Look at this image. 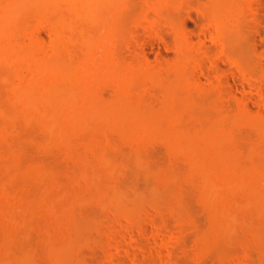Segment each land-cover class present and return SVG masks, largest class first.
Instances as JSON below:
<instances>
[{
	"label": "rangeland",
	"instance_id": "rangeland-1",
	"mask_svg": "<svg viewBox=\"0 0 264 264\" xmlns=\"http://www.w3.org/2000/svg\"><path fill=\"white\" fill-rule=\"evenodd\" d=\"M237 1L239 2L235 3L234 0L235 4H232L235 8L236 4L239 5V10L237 9L239 12L235 14L232 11L233 8H230L231 5L227 7L231 9V12L226 9L228 15L234 12V16L231 14L232 17H226L233 27L230 25L229 30L224 32L225 34L221 33L222 36L217 40L215 31L212 32L213 27H215L213 30L217 29V31L219 28L213 21L214 8L211 0H176L179 5L175 1L176 5L173 4L170 0L172 6L170 3L166 6L168 2H165V7L162 8H173L175 5V9H169L170 11L167 12L179 23H176L178 27L173 25L174 28L167 20L171 21L170 17L165 20L162 18L157 23L153 21L158 16L155 10L157 16L154 17L155 15L152 14L153 22H149L152 17L147 19L150 15L148 12L151 13L153 8H151L152 11L149 9L147 11L146 7L147 15L144 12L142 0H119L117 4L112 5L113 17L109 16L111 19L108 21L104 19L103 24L100 22L102 19H99L95 27L88 26L87 28L90 29H85L86 32L91 31L93 41L96 38L98 40L94 47L91 46L99 52L97 48L100 47L97 45H100L103 47L100 51L104 52L92 55L93 63L88 62V65L91 63L90 66L93 64L91 68L89 67L91 72L89 75L99 79L105 72L104 67V71L98 68L103 66L101 61L100 65L98 62L102 56L107 58L105 61L102 60L103 64L106 63V67L109 69L111 67L112 70L117 65L123 71H126L129 66L130 71H133L131 69L134 67V70L139 67L136 72L128 73L129 78L133 73L132 83H129L131 79L127 76L129 82L124 83L126 88L123 84L124 87L121 86L120 90L123 89L125 92L126 89L123 96L126 95L131 100L129 95L133 94V90L130 89L134 87L135 92L139 93L138 95L141 94L140 96L136 94L139 99L144 96L143 102L151 103V105L147 107L149 105L145 103L146 107H144L140 105V100L138 104V100L134 99L136 96L134 92L135 96L132 95L134 97L132 98L136 103L133 108L130 107L131 110L122 114L114 113L112 114L114 117L112 115L102 117L103 120L99 116L92 118L94 114L92 116L89 114L90 117L87 113L88 117L76 119L78 127L76 126L77 129L73 130L68 129V125L66 127L65 124L68 122L59 124V120L62 119L60 118L57 124L61 125L63 131L61 128L56 130V127L54 131L53 125L48 123V120L44 121V116H38V111L42 108L40 100L35 101L33 106L30 105L28 108L23 103L22 109L19 107L22 103H14L16 106L20 104L18 108L10 103L11 97L9 98L11 100L8 99V93H10L8 80L12 81L13 73L16 74L13 79L15 82L11 83L13 87H16V82L20 83L19 75L24 76L21 77L23 82H25L24 78L25 80L31 78L29 79L31 82L34 78L30 76V71L25 64L30 59L23 60L25 53L23 51L22 54H18V50L31 47L34 51L36 48L35 51H38H34L33 54L31 48L29 49L31 51L29 57H34V53H42L40 57L43 62H40L41 60L37 62L45 63L44 59L52 55L50 52L54 51L52 45L56 33L63 29L56 21L55 15L51 16L50 12L56 13L60 5L61 12L63 13V10L67 12L64 11L66 14L63 16H70L67 7H63L64 4L62 6V2L58 1V6L52 3L48 4L50 8L47 7L48 5L45 6V13L48 9V14L57 22L52 25L50 23L54 20L51 18V21L50 16L48 20L45 19L46 17H43L45 13L41 17H36V20H34L35 14H33L34 18L31 15L32 19L29 16L30 23L25 22L21 16L26 26L20 24L23 29L20 26L19 31L14 32L15 28L12 27H15V24L14 26L6 25L12 26L8 29L13 30V33L11 32V36L6 32L7 30L2 31L3 34L9 35L4 40L8 42L7 46L10 44L8 48L16 45L14 47L17 49L14 50L16 55L22 56L25 62H22L20 57L16 63L21 62L20 64L25 65L22 64L24 66L20 67L18 63L16 64L21 73L16 72L18 71L16 67L13 68L15 64L9 65L13 68L9 67L12 71L8 69L12 77L7 80L5 76L3 77L4 73L8 75V72H4L7 65L4 66L5 68L0 66L4 72L2 76L0 75L3 77V81L0 78V177L2 178L0 183V264H264V0ZM161 4L163 2L159 3V10L162 9ZM1 5H3L2 2L0 7ZM167 9H163L164 12L159 15L164 13V17H167L165 13ZM102 11L97 17H102ZM61 12L58 15L62 14ZM22 20H17V24ZM70 21L73 23L72 20ZM27 23L32 30L35 28L34 33L39 29L37 37L42 34L43 44L45 41L47 46L38 45V40L34 37L36 33L32 34V40L34 38L33 41L36 42V45L34 44L30 37L31 27L27 28ZM180 23H183L182 27ZM79 24L77 28L81 26ZM100 25L105 27L100 28ZM81 27L85 28V25ZM66 33L64 32L63 35ZM68 33L66 37H72L74 34L72 29L71 33ZM181 33L185 34L181 36L183 38L186 36L190 51L185 52L187 55L192 52L193 58L191 55L188 56L190 60L191 58L194 60L192 63L195 64L192 65L191 61L190 65L186 64L190 67V74L184 71L186 65H183L185 67L182 68L185 69L181 72L187 73L189 77L182 78L187 82L183 80L185 83L182 85L181 81L179 88L174 83V76L177 73L174 66L180 62L176 36ZM93 35L97 37L93 39ZM88 37V42L91 43L92 40L90 36ZM72 38L71 48L66 45L67 38L62 37L61 40L65 44H62L64 48L66 46L70 48L69 51L74 53L77 59L83 57L76 59L77 65L79 62L87 61L94 49L89 43L85 44L87 42ZM182 41L180 39L179 44ZM18 44L21 45L19 49L16 48ZM88 46L93 50H86ZM181 47L178 48L181 49L180 51L186 48V46ZM68 48L65 49L66 54L62 50V57L66 55L73 59L74 55L71 52H68L71 53L70 56L67 55ZM45 51H49L46 57ZM88 52L92 53L88 54ZM85 53L89 56L84 57ZM37 54L31 58L32 61L39 57ZM69 59L66 61L71 60ZM107 62L110 63L107 64ZM113 63L118 64L115 66ZM27 65L30 67V63ZM47 67L45 71H51V66ZM44 68L46 66L42 67ZM100 68L103 70L102 67ZM45 71L44 73L47 74L48 71ZM50 71L48 76L53 72ZM126 72L123 73L124 76ZM104 76L106 77L105 74ZM108 76L101 78L104 79V83L94 80L97 84L100 83V85L95 84L94 88L99 86L97 89H100L98 91L101 92L99 93L101 98L111 102L115 97L117 99L115 95L120 93L116 94L118 87L115 84L113 86L107 83ZM180 76H176L179 81ZM125 78L124 81H127ZM111 82L113 83L112 78ZM18 83L16 85H21ZM81 87L79 85L77 89ZM77 89L75 88L76 99L86 97L83 96L84 90ZM92 90L96 93V90ZM122 94L119 98L123 97ZM110 95L115 96L111 101ZM163 97L172 98L170 99L172 102L168 100L167 104L161 103L159 98ZM133 100H131L132 103H134ZM76 103L81 104L80 107L83 104L81 101ZM94 103L93 105L97 104ZM31 108L34 110L38 108V111L31 112ZM24 109H26L25 112ZM26 111L34 114L31 115ZM129 118L130 122L126 121ZM124 122H127V125ZM54 125L56 126V123ZM71 127L70 124L69 128ZM123 129L127 132L131 130L124 134L120 132ZM204 132L209 133L205 135ZM175 133L178 134L177 138L175 137L177 140L169 139L170 135L173 136ZM132 137H134L133 140ZM210 138L213 139L210 140ZM196 139L199 141L197 142ZM92 141L97 142L93 144ZM189 144L192 146L189 147ZM90 147L92 153L89 152ZM93 150L97 153L99 150L104 152L105 158L103 159L101 155L99 159L96 153L93 154ZM254 169L256 171H253ZM82 172L89 174L90 178L94 177L95 180H91L94 183L90 185L89 181L88 185V177L86 179L87 175H83ZM209 178L213 183L209 181ZM216 178L220 180V184L218 181L215 183ZM202 179L204 181H201ZM206 180L210 185L213 184L214 187L210 186L211 189L215 188V184H219L216 185L218 187L215 188L216 190L213 189L216 191L213 194H216L219 202L216 201L215 196L212 202L210 199L208 201L209 197H204L207 194H205ZM252 193L257 194L253 196ZM252 196L256 197L254 201L251 199L254 203L249 201ZM261 199L262 206L256 207L255 200L260 201L259 204H261ZM215 219H217L216 222ZM228 219L232 221L229 222Z\"/></svg>",
	"mask_w": 264,
	"mask_h": 264
},
{
	"label": "bare ground",
	"instance_id": "bare-ground-1",
	"mask_svg": "<svg viewBox=\"0 0 264 264\" xmlns=\"http://www.w3.org/2000/svg\"><path fill=\"white\" fill-rule=\"evenodd\" d=\"M4 1V2H3ZM57 1L59 2V0H2L1 2H2V4L3 5H1V14H0V23H1V25H0V27L2 28H0V32H1V34H0V66H2L3 68H5L4 66L5 65H7L6 66V68L4 69V72H8V69L9 70H11V69H13V68H15L16 67V69L18 68V66L16 65L17 63H16V61L18 60V59H20V57H21V61L22 62H24L23 60H26V59H30V61L29 62H27V63H25L26 64V67L28 68V70L30 71V76L33 78V81L31 82L30 80H31V78H29L28 80H29V82H31V83H29L28 82V80H25V78H24V81L25 82H23L22 80L23 79H21V77L23 78L24 76H20L19 74V78L21 79V81H20V79H19V82L21 83V85H16L18 82H16L15 83V86L16 87H13L12 85L13 84H11V83H14L15 81L13 80L14 79V76L16 75L15 73H13V72H11V73H13L14 74V76L12 77V76H10V74H9V72H8V75L7 74H5L2 70H3V68L2 67H0V75L2 76V74H3V77L5 76V78H6V80L7 79H9V77H10V79H11V77L13 78L12 79V81H14V82H10V80H8V86H9V90H11V91H9L8 89V92H10V93H8V99L11 97V99H9V100H11V104L12 105H15L14 103H22L20 106L19 105H15L16 107H21L22 109L24 108V105H23V103L26 105V107L28 108V107H30V105L31 106H33V104H34V102L35 101H37V100H40L41 102H42V106L40 105V107H42V108H40L39 109V111L37 110L38 108H35V110L36 111H38V113H39V115L38 116H40V117H42V116H44L45 117V119H44V121H47L48 120V123L50 122V124L51 125H53V127H54V131H55V129L56 130H60V128L62 129V127H61V125L60 126H58L59 124H61V123H67L68 122V124H65L66 125V127H67V125H68V129H71V130H73L74 128H76L77 129V121H76V119H82V118H86V117H88L87 115H91L92 116V114H94L93 116H92V118H96V117H104L105 118V116H108V115H112V114H114V113H118V112H120V114H122V112H125V111H127V110H131L130 109V107H132L133 108V105L136 103V102H134L135 100H133V96H135L136 94H137V92H135V90L133 89V88H131L130 90L132 91L133 90V94L132 93H130L131 91H129V93H130V97H131V100H133V102L134 103H132L131 102V100L129 99V97H127L126 95H125V97L123 96L124 95V93L126 92V86H125V84L124 83H128L129 81V79H131V82H129V83H132V78H133V73H134V71L136 72L137 71V68H138V70H139V67H137L135 70H134V68H132V66H131V70H133V71H130V70H128L129 69V67L127 68V72L126 71H123V70H121V69H119V65H117V64H114L115 66L117 65V67H115L113 64H112V66L113 67H115L114 68V70H112L111 69V67H110V69H109V67L107 68L106 66V63L105 64H103V62L105 61V59H107L106 57H103L102 56V58L101 59H99V65H100V61H101V63H102V65L103 66H100V67H104L105 68V72L103 73V74H101L102 76L98 79L97 77V79L94 77V76H92V75H89V72H90V68L93 66V64H92V66H90V64L91 63H93V57H92V55H95V53H99V54H101V53H104V52H101L100 51V48H103V47H101L100 45H97L98 47H100V48H97L98 49V51L99 52H97V50H95V48H93L94 47V44H95V42L96 41H98L97 40V36H94V35H96L95 33H94V37H93V39H95L96 38V40H92V37H91V35H92V33H91V31L90 30H88L87 32H86V30L87 29H90V28H87L88 26H96V22L97 21H100L99 19H102L100 22H101V24H103V21H105V20H109V19H111L112 17H113V13L111 12L112 11V5H115V4H117L118 3V1L119 0H117V1H115V0H62V1H60L59 3H61V5L62 4H64V6L63 7H67V9H68V11H69V14H70V16H71V18H73V19H71L70 18V16H67L66 15V17H64L63 16V14H64V11L65 10H63V13L61 12V8H60V5L58 6L57 5ZM63 1L65 2V3H63ZM143 2V4H144V6L143 7H145V13H147L146 12V7H147V11H148V9L149 10H151L152 11V9L151 8H153V11L150 13V12H148L150 15H148V13H147V15H148V18L147 19H149L150 17H152V18H150L149 19V22L151 21V22H153V21H155L156 23H157V21L159 22V21H161L162 20V18H163V20H165V18H168V17H170L168 14L169 13H167L168 11H170L169 9H175V5H176V0H171V2L173 1V4H175L174 5V7L173 8H171V7H169L168 9H167V7L166 8H162V7H165V5H164V3L165 2H168V5H166V6H169L171 3H170V0H158L157 2H155L156 0H142ZM176 3H175V2ZM0 2V3H1ZM146 3V5H145V3ZM161 2H163V4H161V5H163V6H161V8L162 9H160L159 10V8H158V5H159V3H161ZM188 2V1H187ZM237 2H239V1H237V0H235V3H237ZM54 4V6H58L59 8L58 9H56V13H52V12H50V14H52L51 16H53V15H55V18L57 19L56 21H58V23L60 24V27L61 28H63L64 30H66L65 28H69L70 26H72L73 28H71L72 29V31H73V36L72 37H74L75 39H78V40H80V42H83L84 41V43L85 42H87V43H85V44H88L89 42H88V36H90V39L94 42L93 44H92V41H90L91 43H89L90 44V47L91 48H93L94 49V51H92L93 49H91V48H89V46H88V48L86 49V48H84V49H86V50H88V51H92L91 53L90 52H88V54L90 53L91 55H90V60L88 59L87 61H84L83 63H80V65H79V63H77V65H76V61L77 60H79V59H81V58H83V57H81V58H79V59H77L76 57H75V54L74 53H72L71 51H69V50H71L70 48V46L72 45L71 44V42H73L72 40H71V38L72 37H66V35H67V31H69V33H71V29L69 28L68 30H66V31H64L63 29H58L59 28V24H57V29L59 30L57 33H56V38H55V41H53L54 43H53V52H50L52 55H50V56H48L46 59H44V62L45 63H41V64H43V66H46V68H44V69H42V65L40 64V63H38L37 61H40L41 60V55H42V53L41 54H39V52H38V54L37 53H34V57H35V54H37L39 57H40V59H37V58H39V57H37L36 58V60L35 59H33V61H32V59L31 58H34V57H29V56H31L30 55V52L32 51V48L30 49V48H28V47H26V48H24V49H21L20 48V46L21 45H19L18 44V46L16 47V48H20L19 50H18V54L20 53V54H22L23 53V51H24V53L25 54H23L24 55V59L22 60V56H19V55H16L17 53L15 52L17 49H15L14 47L16 46H14L13 44H12V46H14L13 48H8L9 47V45L7 46V44H8V42H6V40H4V39H6L7 37L6 36H9V35H11L12 36V33H13V30H14V32H15V30L17 31H19V27L22 25V26H26V24H25V22H29V20L31 21V19H32V17H31V15L33 16V18H34V15L33 14H35L36 16H35V18H34V20H36V17L38 18V16L39 17H41L44 13H45V10H44V8H45V6H47L48 4ZM170 3V4H169ZM211 3H212V7L214 8V10H213V14H214V22H216V24L218 25V31H217V29H215V30H213V28H215V27H213L212 28V32L213 31H215V36H217L218 38H216V40L217 39H219V37H221L222 36V34L224 33V32H226V31H228L229 30V27H230V25H231V27H233V24H231V22H228L229 20H227V18L226 17H228V16H230V17H232V16H234V12H235V14L237 13V12H239L238 10V6L239 5H237L236 4V8H235V5H233L232 3H234V0H211ZM231 3V4H230ZM234 3V4H235ZM142 4V5H143ZM173 4H171L170 6H172ZM239 4V3H238ZM66 5V6H65ZM177 5H179L178 3H177ZM229 5H231L230 6V8L232 9L233 8V10L232 11H234V12H232V13H230V15H228L229 13H227V11H226V9H227V7L229 6ZM232 5H233V7H232ZM242 5V4H241ZM240 5V6H241ZM53 6V7H54ZM47 7H51V6H47ZM52 7V8H53ZM242 7V6H241ZM212 8V9H213ZM235 8V9H234ZM240 8V7H239ZM102 9H104V11L106 12H104V11H102ZM106 9H109V10H106ZM111 9V10H110ZM165 9H167L166 10V16L167 17H164L165 15H159L160 13H162V12H164V10ZM231 9L229 10V8L227 9L228 10V12L230 11L231 12ZM238 9V10H237ZM241 9V8H240ZM60 10V11H59ZM102 11V17L101 18H99V17H97L98 15H99V13ZM143 10H144V8H143ZM154 10L155 11H157V15L158 16H160V17H158L157 15H155V12H154ZM235 10H237V11H235ZM59 11V12H58ZM100 11V12H99ZM158 11H160V12H158ZM62 13V14H59L58 15V13ZM66 12V11H65ZM110 12V13H109ZM27 13V14H26ZM29 13V14H28ZM67 13V12H66ZM65 13V14H66ZM50 14H48V9H47V13H45L44 15L45 16H43V17H46L45 19H47L49 16H50ZM64 14V15H65ZM105 14V15H104ZM108 14V15H107ZM110 14V15H109ZM152 14H154L153 16L154 17H156V19L155 20H151V19H153L154 17L153 16H151ZM231 14H232V16H231ZM243 14V13H242ZM26 15V16H25ZM106 15H107V17H106ZM112 15V16H111ZM22 16V19L25 21V22H23V20L20 18ZM24 16L27 18L28 17V19L26 20V18H24ZM29 16H30V18L31 19H29ZM50 16V20H51V18L53 19V17H51ZM103 16H105V17H103ZM109 16L111 17V18H109ZM241 16V15H240ZM96 17V19H94ZM230 17H228V18H230ZM20 18V19H19ZM68 18V19H67ZM107 18V19H106ZM216 18V19H215ZM49 19V18H48ZM47 19V20H48ZM105 19V20H104ZM159 19V20H158ZM170 19H172L171 21L169 20V19H167L169 22H171V24H172V27H173V25H174V27H178V25L177 24H179V23H177L176 21H177V19L175 18L174 19V17L172 18V17H170ZM239 19V18H238ZM20 21V20H22V22L20 23H18L17 24V22L16 21ZM54 20V19H53ZM70 20H72L73 21V23H77V24H73ZM74 20H76V22L74 21ZM80 20H81V22H80ZM85 20H87V21H85ZM92 20H94V21H92ZM240 20V19H239ZM37 21H39L38 19H37ZM43 22H44V19L42 20ZM52 21V20H51ZM92 21V22H91ZM15 22V23H14ZM84 22L86 23V24H84ZM91 23V25H89V23ZM100 22H99V24H100ZM175 22V23H174ZM182 22V21H181ZM30 23V22H29ZM40 23V22H39ZM54 23H57V22H55V20L53 21V23L51 22L50 24L52 25V24H54ZM71 23V24H70ZM78 23H80L81 24V26H84L85 25V28L84 27H81V26H79V28H77V26H78ZM95 23V24H94ZM107 23V22H106ZM165 23V22H164ZM177 23V24H176ZM11 24H13L12 26H14V24H15V27H12V26H8L10 29H11V27L12 28H15V29H13L12 31H9L10 29H8V27L6 26V25H11ZM21 24V25H20ZM48 24V23H47ZM73 24V25H72ZM79 24V25H80ZM88 24V25H87ZM176 24V25H175ZM181 24V23H180ZM183 24V23H182ZM181 24V27L183 26ZM6 26L5 28H4V26ZM17 25V26H16ZM27 28H30L31 26L27 23ZM32 25V24H31ZM76 27H75V26ZM158 25V24H157ZM206 25V24H205ZM214 25V24H213ZM22 26L20 27L21 29H23L22 28ZM24 26V27H25ZM101 27L100 28H102L103 26L102 25H100ZM211 26V25H210ZM215 26V25H214ZM17 27V28H16ZM97 27H98V25H97ZM96 27V28H97ZM105 27V26H104ZM173 27V28H174ZM180 27V26H179ZM77 28V29H76ZM87 28V29H86ZM203 28H204V26H203ZM209 28V26H207V29ZM35 29V28H34ZM33 29V30H34ZM76 29V30H75ZM83 29V30H82ZM86 29V30H85ZM5 30H7L6 32L7 33H10L9 35H5V34H3V32H5ZM25 30H27V29H25ZM30 30V29H29ZM32 30V27H31V40H32V34H35L36 33V36H34V37H36V39L38 40V45L40 46V45H42L43 44V41H42V39H41V36H42V34H40L41 36H38L37 37V33L38 32H40L39 31V29H37V30H35V33H34V31ZM63 30V31H62ZM80 30V31H79ZM100 30V29H99ZM102 30V29H101ZM209 30V29H208ZM3 31V32H2ZM61 31H62V34H61ZM75 31V32H74ZM76 31H77V33H76ZM79 31V32H78ZM85 31V32H84ZM98 31V30H97ZM216 31L218 32L217 33V35H216ZM12 32V33H11ZM66 33V35L64 36L63 35V33ZM95 32V31H94ZM102 32V31H101ZM210 32H211V29H210ZM211 32V33H212ZM28 33V32H27ZM26 33V34H27ZM68 33V34H69ZM75 33L77 34V35H75ZM80 33H82V34H80ZM89 33V34H88ZM221 35H220V34ZM29 34V33H28ZM38 34V35H39ZM78 34H79V36H78ZM91 34V35H90ZM183 33H181V34H179V35H177L176 37H177V39L176 40H178L179 42H180V39H181V41L183 42V44H182V42H181V44H179V42L177 43L176 42V47H177V52L179 51V56H180V58H179V60L178 61H180V62H178V63H176L177 65H175L174 66V68H175V70L177 71V73L175 74V78H176V80H175V78H174V83L176 84V85H178V87H179V84H180V82L182 81V85H183V83H185V82H187V81H185L184 79H185V76H187V77H189V75L188 74H190V72H191V70H190V67H189V65L192 63V62H194V60H192V52L190 53V54H188V55H191V60H190V57L187 55V53L185 52V51H188V52H190L189 51V47H188V43H187V39H185L186 38V36H185V38H183L182 36H184L185 34H183ZM214 34V33H213ZM225 34V33H224ZM228 34V33H227ZM231 34V33H230ZM233 34V33H232ZM235 34H236V32H235ZM63 35V36H62ZM71 35V34H70ZM83 35V36H82ZM182 35V36H181ZM5 36V37H4ZM14 36V35H13ZM81 36V37H80ZM228 36V35H227ZM226 36V37H227ZM43 37V36H42ZM62 37H64V39L65 38H67L68 39V43H66V45H69L68 47H70V48H68L67 46H66V48H68V50H66V52L68 53V52H71L72 53V55H74V57H73V59L71 58V53L69 54H67V55H69L70 57V59L72 60H70L69 58H68V56H63L62 57V52L64 51V53H65V49L66 48H64L65 46H63L62 44H64V42L62 43ZM78 37V38H77ZM178 37L180 38V37H182V38H180V39H178ZM213 37H214V35H213ZM224 37H225V35H224ZM74 38H72V39H74ZM9 39V38H8ZM35 39V40H36ZM82 39H86V40H82ZM89 39V40H90ZM11 40V39H10ZM33 40H34V38H33ZM32 40V41H33ZM186 40V41H185ZM222 40V39H221ZM64 41V40H63ZM71 41V42H70ZM34 42V44L36 43L35 41H33ZM185 43H186V45H185ZM99 44V43H98ZM36 45V44H35ZM34 45V46H35ZM45 41H44V44L42 45L43 47H45V46H47V45H45ZM65 45V44H64ZM81 45V44H80ZM93 47H92V46ZM96 45V44H95ZM178 45H180V46H178ZM62 46H63V48H64V50L62 49ZM181 46H186V48L185 49H187V50H185L184 49V51H183V49H182V51H180L181 49H178V48H180ZM11 47V46H10ZM75 47V46H74ZM77 47V46H76ZM81 47H82V45H81ZM108 47V46H107ZM188 47V48H187ZM28 48V49H27ZM49 48V47H48ZM182 48V47H181ZM11 49H13V50H11ZM25 49L27 50L26 52H25ZM31 51H30V50ZM36 49V48H35ZM35 49H34V51H35ZM37 49H38V47H37ZM44 50H46V48H43ZM15 50V51H14ZM29 50V51H28ZM63 50V51H62ZM79 50H80V48H79ZM102 50V49H101ZM104 50H105V48H104ZM22 51V52H21ZM34 51H32V54H33V52ZM38 51V50H37ZM37 51H35V52H37ZM51 51H52V49H51ZM78 51V50H77ZM84 51V50H83ZM15 52V53H14ZM49 52V51H48ZM47 51H45V57H46V55H47V53H48ZM85 52H87V51H85ZM108 53V52H107ZM66 54V53H65ZM86 55L84 56V57H88L89 55L87 54V53H85ZM98 54V55H99ZM64 55V54H63ZM80 56V55H79ZM106 56V55H105ZM69 59L70 61H66L67 59ZM92 57V58H91ZM26 58V59H25ZM178 58V57H177ZM77 59V60H76ZM92 60V61H91ZM102 60H104V61H102ZM19 61V60H18ZM27 61V60H26ZM32 61V62H31ZM190 61H191V63H190ZM40 62H43V60H41ZM88 62H91L89 65H88ZM97 62V63H98ZM199 62V61H198ZM21 63V62H20ZM20 63H18L19 65H20V67H22V66H24L25 64L24 63H22V64H24V65H22V64H20ZM30 63V67H28V65L27 64H29ZM73 63L75 64V65H73ZM110 63V62H109ZM108 62H107V64H109ZM187 63H189V65H186ZM4 64V65H3ZM12 64H15V66L13 65V68L12 67H10V66H12ZM95 64V63H94ZM195 64V63H194ZM193 63H192V65H194ZM10 65V66H9ZM22 65V66H21ZM105 65V66H104ZM183 65H186V67L185 66H183ZM42 66V67H41ZM47 66H51V68L53 69H51V71H53L52 73H51V75H47L48 73H49V71L47 72V71H45V69H48V67ZM77 66V67H76ZM96 66V65H95ZM111 66V65H110ZM189 68H188V67ZM11 69H10V68ZM90 67V68H89ZM100 67H98L101 71H104V68H103V70L100 68ZM182 67H185V68H182ZM192 67V66H191ZM30 68H31V70H30ZM88 68H89V70H88ZM187 68H188V70H187ZM7 69V71H5ZM106 69H107V71H106ZM109 69V70H108ZM119 69V70H118ZM141 69V68H140ZM147 69V68H146ZM150 69V68H149ZM185 69V70H184ZM18 70V69H17ZM43 70V71H42ZM92 70V69H91ZM181 70H184V71H188L189 73L186 75V74H184L183 72H181ZM12 71V70H11ZM31 71H32V73H31ZM44 71L45 72H47V74L46 73H44ZM50 71V72H51ZM118 71L120 72V73H118ZM193 71V70H192ZM17 73H21V71H20V69L18 70V71H16ZM122 72V73H121ZM125 72H126V76H124V74H125ZM131 72H133L132 73V77L131 78H129V76L128 75H130L131 74ZM174 72V71H173ZM94 73V72H93ZM107 73V74H106ZM124 73V74H123ZM128 73H130V74H128ZM45 74L47 75V76H45ZM50 74V73H49ZM90 74H91V72H90ZM104 74L106 75V77H107V75H109L108 77H109V81L111 82V78H112V81H113V83L111 82H107V83H109V84H112L113 86H114V84L118 87H115V88H117V90H116V94H119L120 93V95L122 94V96L123 97H121V98H119V96L120 95H115V96H117L118 98L116 99V97L114 98V97H112L111 95V99H110V101L113 99V101H111V102H106V100L104 101L103 100V98H101V96L99 95V93L101 94V92L100 91H98V90H100V89H97V88H99V86H97V88H94L96 85L95 84H97V82H99V81H103V83H104V79L102 80L101 78H106L105 76H104ZM122 74H123V76H122ZM146 74V73H145ZM149 74V73H148ZM151 74V73H150ZM149 74V75H150ZM183 76V77H181V76ZM39 76H44L42 79H37L36 77H39ZM104 76V77H103ZM127 76H128V78H127ZM176 76H180V81H179V78L178 77H176ZM3 77H0V78H2L1 80L3 81ZM8 77V78H7ZM17 77V76H16ZM15 77V78H16ZM84 77H85V79H84ZM111 77V78H110ZM125 79H127V81L125 80L124 81V78ZM140 78V77H139ZM178 78V79H177ZM182 78H184V79H182ZM17 79V80H18ZM37 79V80H36ZM190 79V78H189ZM94 80H96V81H94ZM146 80V79H145ZM145 80H144V82H145ZM147 80H148V78H147ZM154 80V79H153ZM183 80L185 81V82H183ZM5 81V80H4ZM95 82V83H94ZM164 82V81H163ZM7 83V82H6ZM20 83H18V84H20ZM23 83V84H22ZM27 83H29V84H27ZM93 83V84H92ZM147 83H148V81H147ZM178 83V84H177ZM27 84V85H26ZM92 84V85H91ZM123 84H124V86H125V92H123V89L122 90H120V87L122 86V87H124L123 86ZM135 84H137V83H135ZM166 84V83H165ZM169 84V83H168ZM187 84V83H186ZM185 84V85H186ZM79 85H80V87H81V89H80V91L82 90H84V95L83 96H86V97H83V99H84V101H83V99L82 98H79L78 97V99H80V100H78V99H76L77 98V96H75V94L77 95V93H76V90H75V88L77 89V87H79ZM94 85V86H93ZM97 85H100V83H98ZM133 84H131V86H132ZM181 85V84H180ZM189 85V84H188ZM7 86V87H8ZM10 86H12V88H14V90L10 87ZM91 86L93 87V88H91ZM135 86V85H134ZM137 86V85H136ZM149 86V85H148ZM128 87V86H127ZM143 87V86H142ZM150 87V86H149ZM154 87H155V85H154ZM175 87H177V86H175ZM174 87V88H175ZM11 88V89H10ZM16 88V89H15ZM84 88V89H83ZM106 88H108V87H106ZM153 88V87H152ZM180 88V87H179ZM184 88V87H183ZM79 89H77V90H79ZM92 89H94V90H96V93L98 94H96V93H94V91L92 90ZM147 89V88H146ZM165 89V88H164ZM120 90V91H119ZM98 91V92H97ZM117 91H119L118 93H117ZM138 91V90H137ZM156 91V90H155ZM190 91V90H189ZM122 92V93H121ZM134 92H135V95H134ZM158 92V91H157ZM156 92V93H157ZM171 92V91H170ZM176 92V91H175ZM186 92V91H185ZM128 93V94H129ZM159 93V92H158ZM79 94V93H78ZM82 93H80V95H81ZM96 94V95H95ZM139 94V93H138ZM137 94V95H138ZM146 94V93H145ZM174 94V93H173ZM108 95V94H107ZM133 95V96H132ZM135 96V98L134 99H136V101H137V103L139 102V100H140V105H146L145 103H148V102H143V101H145V99H144V96H142L141 97V99H139V97L138 96H140V95H138V96ZM158 95V94H157ZM82 96V95H81ZM80 96V97H81ZM93 96H95V98L93 97ZM100 96V97H99ZM159 96V95H158ZM175 96V95H174ZM92 97H93V99H92ZM97 97V98H96ZM133 97V98H132ZM137 97V98H136ZM179 97V96H178ZM99 98H101L100 100H99ZM152 98V97H151ZM105 99V98H104ZM143 99V100H142ZM153 99V98H152ZM162 99H164L163 101H162ZM170 99H172V98H166L165 99V97H163V98H159V101H161V103H163V104H167V102H169L168 100H170ZM191 99V98H190ZM81 101V103L83 102V104H82V106L80 107V105L81 104H77L76 102L77 101ZM88 100V102H86ZM141 100H142V102H141ZM92 101V102H91ZM97 101V102H96ZM101 101V102H100ZM149 101V100H148ZM38 102V101H37ZM94 102H96V103H94ZM105 102V103H104ZM151 102V101H150ZM152 102H154V101H152ZM158 102V101H157ZM172 101L170 100V103H171ZM79 103V102H78ZM93 103L94 104H96V105H93ZM102 103V104H101ZM132 103V104H131ZM169 103V104H170ZM10 104V105H11ZM28 104V105H27ZM103 104H105V105H103ZM139 104V103H138ZM151 105V103H148L147 105ZM178 104V103H177ZM187 104V103H186ZM23 105V106H22ZM35 105H37V104H35ZM101 105V106H100ZM150 105L149 106H147V107H150ZM160 105V104H159ZM172 105V104H171ZM96 106V107H95ZM166 106H168V105H166ZM18 107V108H19ZM35 107V106H34ZM141 107V106H140ZM144 107H146V106H144ZM157 107H158V104H157ZM184 107V106H183ZM159 108H162V107H159ZM177 108V107H176ZM25 110L26 109H24V112H25ZM34 109H30V111L31 112H33V111H35ZM136 110V109H135ZM168 109H166V111H167ZM58 111H60V112H58ZM154 111H156V110H154ZM27 112V111H26ZM29 113V112H27V113H29V114H31V115H33L32 113ZM162 112V111H161ZM173 112H175V111H173ZM37 113V114H38ZM88 113V114H87ZM129 113V112H128ZM135 113V112H134ZM164 113V112H163ZM41 114V115H40ZM43 114V115H42ZM60 114H61V117H59L58 118V116H60ZM87 114V115H86ZM124 114V113H123ZM136 114H137V112H136ZM159 114V113H158ZM89 115V116H90ZM96 115V116H95ZM101 115V116H100ZM131 115V114H130ZM130 115H129V117H130ZM90 116V117H91ZM113 116V115H112ZM116 116V115H115ZM119 116V115H118ZM146 116H147V114H146ZM176 116V115H175ZM65 117V118H64ZM114 117V116H113ZM127 117H128V114H127ZM154 117V116H153ZM161 117V116H160ZM167 117V116H166ZM60 118H62V119H60ZM64 118V119H63ZM120 118H123V117H121L120 116ZM120 118L119 119H116V120H120ZM58 119H60L58 122H59V124H57V120ZM66 119V120H65ZM88 119V118H87ZM86 119V120H87ZM91 119V118H90ZM164 119V118H163ZM63 122H62V121ZM97 120H98V118H97ZM101 120V119H100ZM102 120H103V118H102ZM127 120H129V122H130V118L129 119H126V121ZM170 120V119H169ZM123 121H125V120H123ZM92 122V121H91ZM122 122V121H121ZM56 123V126L54 125ZM81 123V122H80ZM125 123V122H124ZM168 123V122H167ZM166 123V124H167ZM171 123V122H170ZM70 124L72 125V127L71 128H69L70 127ZM74 124V125H73ZM83 124V123H82ZM123 124V123H122ZM126 125H127V122L125 123ZM158 124V123H157ZM164 124V123H163ZM169 124V123H168ZM121 124H119V126H120ZM170 125V124H169ZM223 125V124H222ZM77 126V127H76ZM87 126V125H86ZM91 126V125H90ZM157 126V125H156ZM224 126V125H223ZM52 127V128H53ZM56 127V128H55ZM81 127V126H80ZM212 127V126H211ZM210 127V128H211ZM222 127V126H221ZM88 128V127H87ZM90 128V127H89ZM92 128V127H91ZM125 128V127H124ZM127 128V127H126ZM132 128V127H131ZM166 128V127H165ZM193 128V127H192ZM224 128V127H223ZM83 129V128H82ZM84 130V129H83ZM82 130V131H83ZM99 130V129H98ZM123 130H124V132H123ZM122 131L120 130V132H122V133H126L127 131H125L126 129H123ZM131 129H129V131H130ZM132 130H134V129H132ZM163 130H167V129H164L163 128ZM188 130V129H187ZM200 130V129H199ZM198 130V131H199ZM62 131H63V129H62ZM96 132H97V130H95ZM128 131V132H129ZM172 131V130H171ZM213 131V130H212ZM211 131V132H212ZM220 131V130H219ZM71 132V131H70ZM86 132V131H85ZM127 132V133H128ZM147 132V131H146ZM164 132V131H163ZM210 132V133H211ZM77 133V132H76ZM91 133H93V132H91ZM98 133V132H97ZM102 133V132H101ZM126 133V134H127ZM177 133V132H176ZM173 134V136L172 135H170L171 137H169V139H172V140H174L175 139V137L178 135V134ZM206 132H204V134H205ZM209 132H207L205 135H207ZM66 134H67V131H66ZM82 134H83V132H82ZM96 134V133H95ZM161 134V133H160ZM81 135V134H80ZM79 136V135H78ZM133 136L135 137V134H133ZM157 136V135H156ZM188 136V135H187ZM126 137V136H125ZM134 137H132V140L134 139ZM160 137V136H159ZM163 137V136H162ZM173 137V138H172ZM182 137H186V136H182ZM181 137V138H182ZM203 137H204V135H203ZM216 137V136H215ZM214 137V138H215ZM98 138V137H97ZM136 138H137V136H136ZM146 138V137H145ZM153 138V137H152ZM177 138V137H176ZM224 138V137H223ZM75 139V138H74ZM73 139V140H74ZM78 139V138H77ZM90 139V138H89ZM147 139V138H146ZM165 139H167V137L165 138ZM193 139H195V138H193ZM198 139H199V137H198ZM211 139H213V138H210V140ZM216 139V138H215ZM220 140H221V138H219ZM154 140V139H153ZM171 140V141H172ZM175 140H177V139H175ZM205 140H207V138L205 139ZM204 139H203V141H205ZM76 141V140H75ZM186 141V140H185ZM196 141H197V139H196ZM199 141V140H198ZM197 141V142H198ZM202 141V140H201ZM213 141V143H214V140H212ZM93 142V141H92ZM97 142V141H96ZM96 142H93V144L94 143H96ZM100 142V141H99ZM109 142V141H108ZM135 141H133V143H134ZM173 142V141H172ZM171 142V143H172ZM176 142V141H175ZM187 142V141H186ZM207 143L209 142V141H206ZM86 143V142H85ZM111 143V142H110ZM179 143V142H178ZM218 143V142H217ZM186 144V143H185ZM199 144H200V142H199ZM203 143H201V145H202ZM219 144V143H218ZM72 145V144H71ZM172 145V144H171ZM86 146V145H85ZM98 146H100V145H98ZM173 146V145H172ZM181 146V145H180ZM192 146V145H191ZM190 146V144H189V147H191ZM196 146V145H195ZM68 147V146H67ZM92 147H93V145H92ZM207 147V146H206ZM179 148V147H178ZM76 149H78L77 147H76ZM81 149V148H80ZM79 149V150H80ZM172 149V148H171ZM187 149H189V148H187ZM199 149V148H198ZM92 149H91V147H90V150H89V152L90 153H92V151H91ZM179 150V149H178ZM201 150H202V148H201ZM219 150V149H218ZM103 151V150H102ZM187 151V150H186ZM79 152V151H78ZM101 151L99 150V153H97V152H95L94 150H93V154L94 153H96L95 155L97 156H99L98 158L99 159H101L100 158V156L101 155H103L104 154V152L102 153H100ZM180 152V151H179ZM183 152V151H182ZM219 152H221L220 150H219ZM88 153V152H87ZM89 153V154H90ZM107 153V152H106ZM108 154V153H107ZM203 154V153H202ZM217 154H218V151H217ZM216 154V155H217ZM204 155V154H203ZM205 155H207V154H205ZM92 156V155H91ZM105 156L106 155H103L102 157H103V159L105 158ZM140 156V155H139ZM146 156V155H145ZM71 157V156H70ZM80 157V156H79ZM137 157V156H136ZM209 157V156H208ZM85 158V157H84ZM96 158V157H95ZM145 158V157H144ZM205 158V157H204ZM71 159V158H70ZM98 161V160H97ZM107 161V160H106ZM109 163V162H108ZM203 163V162H202ZM75 164V163H74ZM78 164V163H77ZM106 164V163H105ZM83 165V164H82ZM90 166V165H89ZM85 167V166H84ZM95 167V166H94ZM78 169H79V167H78ZM90 169V168H89ZM96 170V169H95ZM101 170V169H100ZM257 170H259V169H257ZM253 171H256L255 169L253 170ZM262 171V170H261ZM236 172H238V171H236ZM117 173V172H116ZM218 173V172H217ZM233 173V172H232ZM260 173V172H259ZM82 174L83 175H87L86 176V179H87V177H88V185H89V183H90V185L92 184V183H94L93 181H91V180H95L94 179V177H91L90 178V176H89V174H87V173H84V172H82ZM81 175V174H80ZM83 175H82V177H83ZM72 176H74V175H72ZM77 176V175H76ZM220 176V175H219ZM221 177V176H220ZM220 177H218L219 179H220ZM237 177H238V175H237ZM90 178V179H89ZM100 178V177H99ZM215 178V177H214ZM218 178H216V180L214 179V181H216L215 183H217V181H218V183L220 182V180L218 179ZM228 178V177H227ZM263 178V177H262ZM84 178H82V180H83ZM234 179V178H233ZM213 180V179H212ZM230 180V179H229ZM240 180V179H239ZM254 180V179H253ZM84 181V180H83ZM87 181V180H86ZM90 181V182H89ZM198 181V180H197ZM201 181H204V179H202ZM200 181V182H201ZM209 181L211 182V180H210V178H209ZM260 181V180H259ZM2 182V178L0 177V183ZM103 182V181H102ZM250 182V181H249ZM262 183H263V181H261ZM43 183V182H42ZM65 183V182H64ZM87 183V182H86ZM208 180H206V184H205V189H207L206 191H205V194H206V196H204V197H209L208 198V201H210V202H212V200H213V198H214V196L216 195V194H213L214 192H216V191H214L213 189H215L217 186L216 185H219V184H215V188H213V189H211L212 187H214V186H212L213 184H211L210 185V183H209V185H208ZM211 183H213V182H211ZM256 183V182H255ZM260 183V182H259ZM62 184V183H61ZM101 184V183H100ZM99 184V185H100ZM199 185V184H198ZM62 186V185H61ZM63 186H65V185H63ZM67 186V185H66ZM203 186V185H202ZM210 186H212V187H210ZM101 187V186H100ZM220 187V186H219ZM258 187V186H257ZM262 187V186H261ZM218 188V187H217ZM254 188V187H253ZM209 189H211V190H209ZM258 189V188H257ZM216 190V189H215ZM254 190V189H253ZM260 189H258V191H259ZM103 191V190H102ZM208 191V192H207ZM211 191V192H210ZM210 192V193H209ZM224 192V191H223ZM260 192V191H259ZM218 193V192H217ZM227 193V192H226ZM262 193V192H261ZM264 193V192H263ZM204 194V195H205ZM253 194V196L254 195H256V194H254V193H252ZM211 195V196H210ZM259 195H260V193H259ZM220 196V195H219ZM250 196V195H249ZM252 196V198L250 197V203L251 202H253L254 201V198H256V197H253ZM246 197V196H245ZM258 197V196H257ZM215 198H216V201H217V197L215 196ZM8 199V198H7ZM210 199V200H209ZM253 201H252V200ZM242 200V199H241ZM256 200H258V198L256 199ZM255 200V202H256V207H258L257 205H260V207L262 206V203H263V200L261 201V204H259V202L258 201H256ZM238 201H239V199H238ZM16 202V201H15ZM217 202H219V201H217ZM258 202V203H257ZM9 203V202H8ZM207 203V202H206ZM232 203V202H231ZM236 203V202H235ZM248 203V202H247ZM254 203V202H253ZM10 204V203H9ZM218 204V203H217ZM221 204V203H220ZM227 204V203H226ZM234 204V203H233ZM210 205H211V203H210ZM214 205V204H213ZM222 205V204H221ZM238 205V204H237ZM250 205V204H249ZM254 205V204H253ZM18 206V205H17ZM223 206V205H222ZM234 206V205H233ZM9 207V206H8ZM225 207H228V205H225ZM253 207V206H252ZM259 207V208H260ZM2 208H4V207H2ZM214 208V207H213ZM250 208V207H249ZM258 208V209H259ZM11 210H12V208H11ZM221 210V209H220ZM256 210V209H255ZM235 211V210H234ZM258 211H260V209L258 210ZM21 212V211H20ZM227 212V211H226ZM231 212H233V211H231ZM240 213L242 212V211H239ZM259 213V212H258ZM16 214V213H15ZM228 214V213H227ZM230 214V213H229ZM233 215V214H232ZM229 217V216H228ZM234 217V216H233ZM211 219V218H210ZM232 219V218H231ZM216 220L217 219H215V222H216ZM230 219H228V221H229ZM233 220V219H232ZM231 220V221H232ZM242 220V219H241ZM231 221H229V222H231ZM73 240V239H72ZM70 241H71V239H70ZM113 242V241H112ZM71 243H73V242H71ZM72 245V244H71ZM70 246V245H69ZM66 247V246H65ZM51 250V249H50Z\"/></svg>",
	"mask_w": 264,
	"mask_h": 264
}]
</instances>
